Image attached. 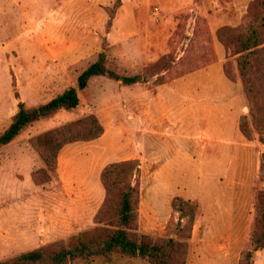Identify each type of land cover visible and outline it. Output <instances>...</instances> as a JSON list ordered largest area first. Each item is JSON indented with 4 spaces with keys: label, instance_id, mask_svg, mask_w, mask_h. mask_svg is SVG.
<instances>
[{
    "label": "rangeland",
    "instance_id": "obj_1",
    "mask_svg": "<svg viewBox=\"0 0 264 264\" xmlns=\"http://www.w3.org/2000/svg\"><path fill=\"white\" fill-rule=\"evenodd\" d=\"M262 16L264 0H0V135L19 104L34 109L75 88L101 54L109 72L141 80L126 87L92 78L75 110L41 119L0 147V262L92 229L104 199L100 174L112 163H139L137 233L154 238L171 237L178 222L169 197L206 211L209 200L230 194L222 187L233 173L243 177L244 165L258 168L264 192V45L250 68L243 66L248 97L238 57L218 37L227 30L246 34ZM236 92L243 95L239 124L250 140L226 113L227 102H238ZM90 116L103 135L63 147L49 182L35 186L31 175L44 168L36 138ZM206 214L195 222L186 264H238L241 255L230 252L223 225ZM74 264L149 263L115 255Z\"/></svg>",
    "mask_w": 264,
    "mask_h": 264
},
{
    "label": "trees",
    "instance_id": "obj_2",
    "mask_svg": "<svg viewBox=\"0 0 264 264\" xmlns=\"http://www.w3.org/2000/svg\"><path fill=\"white\" fill-rule=\"evenodd\" d=\"M260 24V27L250 29L246 34L227 30L218 35L226 48L238 57V72L248 97L250 88L243 66L250 68L255 54L264 45V16ZM227 76L233 79L232 75ZM95 77H108L126 87L141 83L139 77H121L109 72L106 69L105 56L101 54L78 77L75 88L65 90L47 104L34 109H27L24 104H19L10 126L0 135V147L11 144L24 129L41 119L50 118L59 111L75 110L80 102L79 92L86 90L89 81ZM239 131L246 140L251 139L248 130L240 124ZM102 135L103 127L95 116H90L37 137L34 147L44 168L32 173L34 185L42 186L49 182L50 174L57 169L59 153L63 147L76 142H93ZM100 183L104 190V199L93 218L92 229L71 236L66 241H58L20 254L0 264H74L96 257L111 260L115 255L139 258L149 264H186L188 241L198 213L196 204L180 197L174 198L171 208L178 215V222L172 229L171 237L154 238L137 233L141 184L139 163L124 161L105 166L100 174ZM184 220L187 221L186 227L181 226ZM255 228L256 232L251 240L252 249L241 254L238 264H244L248 260L251 261L249 264H254V253L264 248V192L256 195ZM178 238L182 241L177 240Z\"/></svg>",
    "mask_w": 264,
    "mask_h": 264
},
{
    "label": "crops",
    "instance_id": "obj_3",
    "mask_svg": "<svg viewBox=\"0 0 264 264\" xmlns=\"http://www.w3.org/2000/svg\"><path fill=\"white\" fill-rule=\"evenodd\" d=\"M161 88L162 86L156 87L153 91L155 92L157 89L159 90ZM196 91L198 92V89H196ZM212 94L214 95V92ZM217 94L218 92H215V95ZM235 96H236V100H238L237 104H232L230 102L225 101L227 102V112L226 113L228 115H229V112L233 113L234 121L239 127V120L241 116L244 115L242 114L243 109L240 105L241 99L243 97L242 92L241 94L240 92H236ZM213 103L221 104V102L219 101H214ZM144 105L146 106L148 105L150 107L149 110H153V106H151L150 103L144 104ZM228 117H230V115ZM244 141L246 142V140ZM260 148H261V151L263 150L261 153H264V145H261ZM252 170L253 169H248L246 165L242 166L238 174H241L244 178L243 177L237 178L236 174L233 173L232 176H235L233 177L234 181L229 180L228 182L229 185L226 187H222L223 191L230 192V194L228 196H224V198L222 197L223 199L217 197V199L213 201L209 200L211 205L209 203L210 206L205 208L207 209L206 210L207 214L205 210H202V211L200 210L199 205L197 207L198 208V214H197L198 218L196 219V225L201 220L202 214H206L207 217H210L209 221L212 223H215V222L221 223L223 225L222 232L226 233L227 238L229 239L230 252H232L234 255L236 254V258H239V256L243 252L247 251L246 249H248V242H247L248 239H247L246 234H248V237L251 236V232L253 231L254 224H255L256 195L258 192L261 191V189L258 190L259 170L258 168L255 169V171H252ZM246 174L249 175V180H247ZM235 178L239 180L237 184H235ZM176 197H181V196H176ZM176 197L171 196L168 198V201L172 202V200ZM189 201L193 202L191 199ZM170 207H171V203H170ZM16 221H15V225H19V228L21 229L22 228L21 218L16 219ZM235 224L238 225L236 228H235ZM196 225L194 229H196L197 227ZM235 230H237L239 233L234 236ZM218 231L220 232L219 228H218ZM233 237H234V240L232 239ZM253 263L254 264H264V248L254 253Z\"/></svg>",
    "mask_w": 264,
    "mask_h": 264
}]
</instances>
